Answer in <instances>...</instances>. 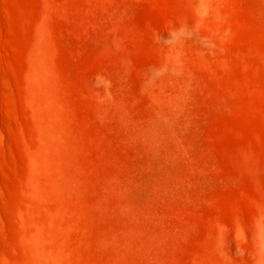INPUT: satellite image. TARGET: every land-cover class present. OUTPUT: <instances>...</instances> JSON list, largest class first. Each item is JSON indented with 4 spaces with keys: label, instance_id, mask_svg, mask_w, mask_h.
<instances>
[{
    "label": "rangeland",
    "instance_id": "obj_1",
    "mask_svg": "<svg viewBox=\"0 0 264 264\" xmlns=\"http://www.w3.org/2000/svg\"><path fill=\"white\" fill-rule=\"evenodd\" d=\"M0 264H264V0H0Z\"/></svg>",
    "mask_w": 264,
    "mask_h": 264
}]
</instances>
